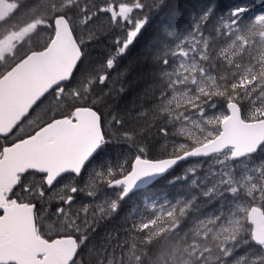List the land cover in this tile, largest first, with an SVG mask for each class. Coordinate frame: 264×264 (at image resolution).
Instances as JSON below:
<instances>
[{
    "label": "snow or ice",
    "instance_id": "6c2138e0",
    "mask_svg": "<svg viewBox=\"0 0 264 264\" xmlns=\"http://www.w3.org/2000/svg\"><path fill=\"white\" fill-rule=\"evenodd\" d=\"M0 264H264V0H0Z\"/></svg>",
    "mask_w": 264,
    "mask_h": 264
},
{
    "label": "trees",
    "instance_id": "16d2710c",
    "mask_svg": "<svg viewBox=\"0 0 264 264\" xmlns=\"http://www.w3.org/2000/svg\"><path fill=\"white\" fill-rule=\"evenodd\" d=\"M140 51V48L137 47L132 52V57H135ZM131 93L128 97V99H131ZM173 193V187L171 185H168L167 183H160L155 188L152 189L151 193L149 195L152 196L153 199H161L163 198V195H166L167 197H170V195ZM139 204V202L137 201Z\"/></svg>",
    "mask_w": 264,
    "mask_h": 264
},
{
    "label": "rangeland",
    "instance_id": "374dc122",
    "mask_svg": "<svg viewBox=\"0 0 264 264\" xmlns=\"http://www.w3.org/2000/svg\"><path fill=\"white\" fill-rule=\"evenodd\" d=\"M175 194H176V189H175V188H173V194H172V196H173V195H175ZM170 197H171V196H170ZM156 200H159V199H156ZM141 204H142V203H141ZM107 227H109V228H110L111 226L109 225V226H107Z\"/></svg>",
    "mask_w": 264,
    "mask_h": 264
}]
</instances>
